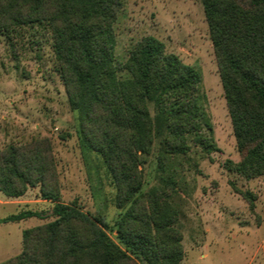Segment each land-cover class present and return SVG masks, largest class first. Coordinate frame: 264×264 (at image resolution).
Returning a JSON list of instances; mask_svg holds the SVG:
<instances>
[{
    "label": "trees",
    "instance_id": "obj_1",
    "mask_svg": "<svg viewBox=\"0 0 264 264\" xmlns=\"http://www.w3.org/2000/svg\"><path fill=\"white\" fill-rule=\"evenodd\" d=\"M125 0H0V36L12 47L15 29H41L51 48L83 159L104 169L118 211L111 225L76 203L60 202L48 140L0 151V193L19 198L39 186L54 220L22 232V252L0 264H182L181 233L169 197L176 182L144 191L141 168L159 143L162 159L185 156L188 141L217 151L202 104L201 77L162 42L140 39L124 61L114 58L113 24ZM236 151L224 163L245 180L264 177V0H201ZM14 51V50H13ZM15 55V54H13ZM152 110V111H151ZM93 162V160H91ZM253 208L256 197L239 192ZM38 217L22 212L2 220ZM115 233V239L110 234Z\"/></svg>",
    "mask_w": 264,
    "mask_h": 264
},
{
    "label": "rangeland",
    "instance_id": "obj_2",
    "mask_svg": "<svg viewBox=\"0 0 264 264\" xmlns=\"http://www.w3.org/2000/svg\"><path fill=\"white\" fill-rule=\"evenodd\" d=\"M113 30L117 61H124L140 39L152 36L164 44L166 53L176 55L201 77L202 104L217 151L207 155L189 140L188 154L164 157L161 172L156 140L141 165L144 191L163 186L158 181L161 175L176 182L169 201L178 215L175 226L182 236V264H264V177L245 180L224 166L228 160L239 162L240 157L201 0H125ZM15 32L12 47L0 36V151L48 140L60 202L76 203L90 215L101 213L112 225L118 213L114 188L94 156L90 168L83 159L50 35L41 29ZM239 192L256 197L253 208ZM52 207L42 200L39 186L19 198L0 193V263L22 252L24 230L54 220ZM28 211L42 219L2 222ZM110 237L115 239V233Z\"/></svg>",
    "mask_w": 264,
    "mask_h": 264
}]
</instances>
